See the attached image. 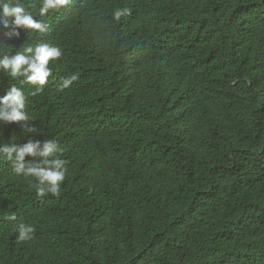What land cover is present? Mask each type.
Returning a JSON list of instances; mask_svg holds the SVG:
<instances>
[{
	"label": "trees",
	"instance_id": "trees-1",
	"mask_svg": "<svg viewBox=\"0 0 264 264\" xmlns=\"http://www.w3.org/2000/svg\"><path fill=\"white\" fill-rule=\"evenodd\" d=\"M40 17L43 34L0 21V56L61 51L43 86L0 67V97L23 87L30 117L0 121V147L51 141L65 175L39 196L0 154V264H264V0H82Z\"/></svg>",
	"mask_w": 264,
	"mask_h": 264
},
{
	"label": "clouds",
	"instance_id": "clouds-1",
	"mask_svg": "<svg viewBox=\"0 0 264 264\" xmlns=\"http://www.w3.org/2000/svg\"><path fill=\"white\" fill-rule=\"evenodd\" d=\"M82 0H40L41 6L38 13L28 10L21 0H0V21L7 27L9 24L13 26V31L16 32L17 26H24L30 31L41 33L45 31L48 24L40 16L46 15L49 17L50 11L73 10ZM121 10L114 12L115 18L119 19ZM14 18V19H13ZM80 16H76L74 26L78 23ZM85 20L80 21L77 27L85 23ZM52 28L51 25H49ZM18 34V32H16ZM43 34V33H41ZM11 35V33H8ZM28 53L30 55H25ZM61 56V51L57 47H51L46 43H39L35 46H25L22 53H18L14 57L9 58L7 55L0 56V67L5 70H11L13 79L21 77L20 84L31 82L38 85H45L47 78L52 74L50 61H55ZM77 79L75 75L71 80H66L64 87H68L72 80ZM42 88H37L32 95H38ZM26 97L23 87H18L12 84L6 91L5 95L0 97V121L18 122L30 119L26 108ZM40 141H29L23 145L12 144L0 147V154L7 160L12 161L15 166V171L24 173L26 176L35 177L38 181L37 195L43 196L45 193L58 191L59 182L64 179V171L62 170L64 161L59 158L49 159L48 157L55 152L62 151L58 146L51 142H43V147H40ZM39 155L43 160L39 163L34 161H25L26 156ZM20 240L28 238L33 231L32 226L20 225Z\"/></svg>",
	"mask_w": 264,
	"mask_h": 264
}]
</instances>
